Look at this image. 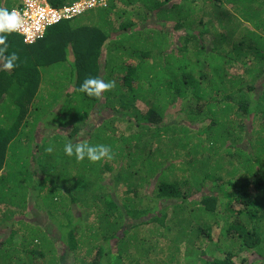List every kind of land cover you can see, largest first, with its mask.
Returning <instances> with one entry per match:
<instances>
[{"label": "trees", "instance_id": "1", "mask_svg": "<svg viewBox=\"0 0 264 264\" xmlns=\"http://www.w3.org/2000/svg\"><path fill=\"white\" fill-rule=\"evenodd\" d=\"M3 35L19 59L0 70V264H179L189 252L196 264H264V0H110L29 44ZM66 63L55 104L42 82ZM88 77L116 87L89 97L78 91ZM43 113L53 151L39 177L18 155ZM68 142L110 146L112 158L84 173ZM31 180L61 229L38 219L44 203L27 204Z\"/></svg>", "mask_w": 264, "mask_h": 264}, {"label": "rangeland", "instance_id": "2", "mask_svg": "<svg viewBox=\"0 0 264 264\" xmlns=\"http://www.w3.org/2000/svg\"><path fill=\"white\" fill-rule=\"evenodd\" d=\"M101 10V9H100ZM96 11V10H95ZM68 63H66L65 65H54L51 67L50 71L48 72V74H51L53 76V79H51V83L48 84L47 83V74H46V78L43 79V82L42 84L45 85L43 87V90H48L49 91V88L48 87H51L56 93L57 96V100L53 99L54 103L55 104H59V99H63L62 97L59 98V95L60 94H63L64 93V85L69 82L72 78L71 76V71L72 69H70V67L67 66ZM66 76V79L64 78ZM18 89H19V84L15 85L12 87V92L14 94H17L18 93ZM43 91V93H44ZM18 95V94H17ZM44 97H47V92H45L43 94ZM45 106H47V104H44ZM43 105V107H44ZM97 105V104H96ZM9 106H12V103H9ZM104 115L105 117V114H101L100 116ZM8 116L6 120L3 121V123H11L13 118H15L14 116H10L9 115H6ZM50 117V115L47 113H43L37 120L36 122V125L38 128H41V131H36V135L34 134V137L29 141L28 143V148L26 150H23L22 152H20V154L18 155V159L21 160V161H26L29 165V168H27L28 172H30L29 174H35L33 173L34 171L36 172V176H39V177H43L44 176V172L42 171V166L45 165L46 162H48L46 156L48 155V152L44 149V147H48L46 145H44V142L47 140L48 136H47V127L45 125V122L48 121V120H45L46 118ZM58 126V124H57ZM59 128H62L63 129V126H58ZM33 130H34V127H33ZM28 136H31L30 133H27ZM24 135V134H23ZM23 138V136H22ZM45 139V141H44ZM21 139L18 138V143H21L19 142ZM35 141H38V143H42L41 148H37V144L35 145L34 143H36ZM79 165H81L82 167H84V173H90V162L88 161H81L79 162ZM82 167H79L80 169ZM88 167V168H87ZM87 168V169H86ZM83 169V168H82ZM91 177H90V181L92 183V186L94 184V181H93V176L92 174H90ZM53 175L51 174H47L46 177H51ZM72 176V171L68 170L67 173H65L64 175L62 174H54V177L55 178H60V177H63L64 179H70V177ZM64 181V180H63ZM73 184V183H71ZM39 182L37 180L33 181H29V183L27 184V188H23L22 192L25 193L27 195L26 197V200H27V204H29L30 202H33L32 205L34 208L37 207V202H42L44 204L42 205H39L41 207H43V211L46 213H44L43 215L41 214V216L38 217V219L41 221L42 218H43V222L45 224V222L47 221V216H48V224L51 225V229H55L57 228L58 230L61 229V224H65V221H60L61 219H59V221L57 219H52V216H55L54 212L51 210L55 209L54 207V204L52 199H51V194L50 193H47L45 194V190H43L42 192H39L40 190V186H39ZM204 187L206 189L209 188V183H205L204 184ZM207 192V191H206ZM43 196V199L44 200H40V197L36 198L38 195ZM7 197H9V194L7 195ZM16 202H12L11 205H17ZM72 207V217H73V222H79V223H82L84 224L85 222L88 221V218H87V215L82 211V207L81 206H78L77 204H74L71 206ZM81 214V216H80ZM47 215V216H46ZM66 217V216H65ZM64 217V218H65ZM19 218L22 219V216H20ZM20 219V220H21ZM195 219H197L195 217ZM26 222V221H25ZM65 232V231H64ZM61 233V232H60ZM62 234V233H61ZM262 243L264 244V240L262 241ZM260 244L263 245V244ZM222 247V245H220ZM259 246V247H260ZM173 251L177 252V247H174L172 248ZM256 252L258 253V251L256 250ZM179 253V252H178ZM177 253V254H178ZM186 258H184L183 256L180 257L179 259V264H196L197 262V257L195 256V254L193 252H189L188 254L185 255ZM258 260V258L256 259H252L250 257V261L252 262H248L249 264H254L253 262H256Z\"/></svg>", "mask_w": 264, "mask_h": 264}, {"label": "clouds", "instance_id": "3", "mask_svg": "<svg viewBox=\"0 0 264 264\" xmlns=\"http://www.w3.org/2000/svg\"><path fill=\"white\" fill-rule=\"evenodd\" d=\"M19 6H13L10 9L0 7V45L3 46L2 48H0V70H4L8 72H11L15 67L18 66L16 64V61L19 59V57L16 55V53H12L10 55L4 54L7 52L8 44L6 43L7 36L3 34L11 33V32L16 33L14 31H19L22 28L24 24V19L23 17H21L20 13L17 10H15ZM46 29L44 30L43 35ZM20 36L22 37V35ZM22 41L23 43L29 44L28 42H25L23 40V37H22ZM115 87H116L115 81L105 82L104 80L99 78L88 77L84 80L83 84L80 86L78 91L85 93L89 97L99 98L101 97L102 93L112 90ZM46 151L51 153L53 149L52 147H48ZM64 153L69 157L74 156L77 162H81L85 160V158H87L88 161L92 163H96L104 158H108V159L112 158V149L110 146L107 145L90 146L84 143L73 144L72 142H68L64 146Z\"/></svg>", "mask_w": 264, "mask_h": 264}, {"label": "built area", "instance_id": "4", "mask_svg": "<svg viewBox=\"0 0 264 264\" xmlns=\"http://www.w3.org/2000/svg\"><path fill=\"white\" fill-rule=\"evenodd\" d=\"M20 1V6L15 10L23 17L24 24L19 31L14 32L22 35L28 43L40 38L44 30L54 23L71 19L93 8H105L109 3V0H73L64 6L54 7L48 0Z\"/></svg>", "mask_w": 264, "mask_h": 264}]
</instances>
